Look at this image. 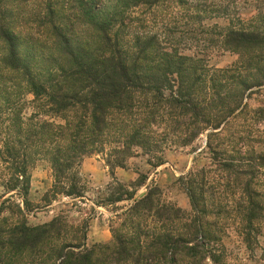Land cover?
I'll list each match as a JSON object with an SVG mask.
<instances>
[{
    "label": "trees",
    "instance_id": "1",
    "mask_svg": "<svg viewBox=\"0 0 264 264\" xmlns=\"http://www.w3.org/2000/svg\"><path fill=\"white\" fill-rule=\"evenodd\" d=\"M254 2L244 21L225 0H0V199L14 193L0 206V264H228L230 220L249 252L259 247L264 130L255 134L247 116L248 100L264 89V0ZM216 16L229 23L217 46L239 57L223 69L183 54L170 37L179 20ZM255 115L264 122L263 108ZM205 133L226 182L218 212L204 169L177 179L191 211L163 201L156 185L135 199L146 175L130 185L115 180L129 159L143 154L161 166L168 146L188 147ZM89 155H102L116 181L95 204L132 202L112 240L92 247L87 220H25L31 165L50 164L47 197L82 201L79 168ZM8 204L22 220L2 217Z\"/></svg>",
    "mask_w": 264,
    "mask_h": 264
},
{
    "label": "rangeland",
    "instance_id": "2",
    "mask_svg": "<svg viewBox=\"0 0 264 264\" xmlns=\"http://www.w3.org/2000/svg\"><path fill=\"white\" fill-rule=\"evenodd\" d=\"M225 3L229 7V12L227 13L231 17H239L244 21H248L255 14L254 0H225ZM159 21L160 19L157 20V23ZM228 26L227 19L217 16L206 19L201 23L192 22L191 25L179 20L175 30H173V34L169 36L174 43H177V47L183 54L197 55L205 58L211 67L223 69L239 60L238 55L224 51L217 46L219 28L222 29ZM157 27L160 28L159 26ZM159 31L162 32V30ZM248 105V122L253 125V131L256 134L264 130L263 120H260L259 115H255L256 110L264 109V89L252 95L248 100ZM26 112L29 113L28 110ZM258 118H260L259 122L261 124L258 122ZM242 122L238 121L236 123L242 124ZM236 128L237 126H235ZM207 133L201 135L193 145L188 147L168 146L169 148L163 153L164 164L161 166H151L149 157L143 154L129 159L125 169H116L114 171L115 180L130 185L140 179L141 175H146L147 181L138 189L137 198L143 197L148 188L156 185L162 191L163 201L174 204L185 211H191L189 198L185 190L178 184L177 179L191 171L198 172L204 169L210 172L209 181L211 182V187H214L210 190L211 201L215 205L213 210L215 213L218 212L221 208L222 197H227L225 193L227 189L224 187L226 182H223L222 172L219 170L220 164H215L212 161L211 152L206 148ZM216 142L219 143L221 141L217 140ZM1 169L0 165V171ZM79 173L88 190L87 199L79 201L78 199L64 196H58L53 199L52 196L47 197L54 184L53 171L50 164L45 160H37L31 165V190L28 196L30 209L25 211V220L30 225H39L48 223L60 215H65L69 224L73 226L80 225L87 220V246L92 247L96 244L108 243L113 238L112 229L118 226L122 220L120 214L132 202L125 201L110 206H97L95 204L99 199L105 198L108 191L113 190L116 186V181L113 180L110 169L102 155L84 157ZM261 178L264 179V177ZM221 184L223 187H221ZM232 192L234 190L231 189L228 193L231 194ZM13 194L4 195L0 199V206L5 198ZM46 197L50 201L49 203L45 202ZM237 197L238 195H235V198ZM12 201L14 204L23 207L21 198L14 197ZM12 205H6V207L10 208V211H5L2 217H10L11 222L22 220L11 207ZM217 219L221 226V214ZM234 223L233 220L229 221L231 227L228 228L223 236V243L228 252L227 263L264 264V224L257 237L259 247H256L255 251L251 253L246 249L242 238L238 235Z\"/></svg>",
    "mask_w": 264,
    "mask_h": 264
},
{
    "label": "crops",
    "instance_id": "3",
    "mask_svg": "<svg viewBox=\"0 0 264 264\" xmlns=\"http://www.w3.org/2000/svg\"><path fill=\"white\" fill-rule=\"evenodd\" d=\"M137 197L135 196V199H136Z\"/></svg>",
    "mask_w": 264,
    "mask_h": 264
}]
</instances>
